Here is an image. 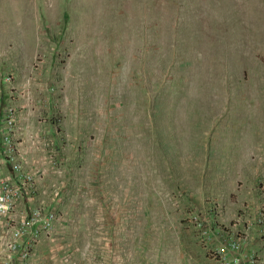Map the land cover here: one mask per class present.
<instances>
[{"label":"rangeland","instance_id":"1","mask_svg":"<svg viewBox=\"0 0 264 264\" xmlns=\"http://www.w3.org/2000/svg\"><path fill=\"white\" fill-rule=\"evenodd\" d=\"M5 107L0 264L264 261V0H0Z\"/></svg>","mask_w":264,"mask_h":264},{"label":"built area","instance_id":"2","mask_svg":"<svg viewBox=\"0 0 264 264\" xmlns=\"http://www.w3.org/2000/svg\"><path fill=\"white\" fill-rule=\"evenodd\" d=\"M9 99L10 97L7 100ZM12 136V110L9 107H5L0 109V227L5 226L2 229H10L11 227L10 222L12 221L11 215L14 202L12 191L14 188L16 190L20 188L19 185L13 186L11 175L14 152ZM20 182H23L22 179ZM23 225H26L25 220ZM225 264H264V261L258 255L244 252L231 256Z\"/></svg>","mask_w":264,"mask_h":264}]
</instances>
